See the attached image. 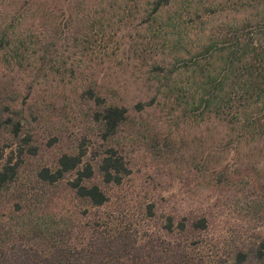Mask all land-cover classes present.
Returning <instances> with one entry per match:
<instances>
[{"label": "rangeland", "instance_id": "obj_1", "mask_svg": "<svg viewBox=\"0 0 264 264\" xmlns=\"http://www.w3.org/2000/svg\"><path fill=\"white\" fill-rule=\"evenodd\" d=\"M154 1L0 0V120L23 128L17 140L0 123V148L8 159L28 137L38 149L3 194L0 222L9 233L32 220L54 228L66 219L62 206L77 204L64 186L45 187L39 172L81 148L96 170L114 148L132 173L107 189L112 204L99 214L110 215L109 229L164 238L154 230L169 216L205 219L206 230L166 239L197 244L209 264H234L264 239V121L248 131L197 109L201 85L226 55L211 59L210 47L262 9L251 0H170L154 14ZM89 90L128 110L112 139ZM151 203L155 219L146 213Z\"/></svg>", "mask_w": 264, "mask_h": 264}, {"label": "trees", "instance_id": "obj_2", "mask_svg": "<svg viewBox=\"0 0 264 264\" xmlns=\"http://www.w3.org/2000/svg\"><path fill=\"white\" fill-rule=\"evenodd\" d=\"M169 4L170 0H155L153 13L158 14ZM249 4L262 9L257 20H246L229 28L224 38L210 47L211 59L217 53L226 55L223 67L216 69L201 85L204 94L197 110L224 117L231 126L252 131L264 121V0H251ZM87 96L99 108L97 120L103 125L104 138L112 139L126 123L128 110L107 106L105 98L93 90ZM142 107L140 104L137 108ZM0 123L9 127L13 138L21 139L23 128L19 121L7 118ZM31 143V138H23L16 146V155L12 152L8 159L5 149L0 148V205L3 194L17 181L25 159L38 154L37 147ZM85 156L81 148L77 155H62L54 169L45 167L39 172L38 179L45 187L64 186L70 204L75 202L77 206H62L60 211L65 212L66 219L62 217L51 229L32 220L9 233L1 221L0 264H209L195 249L197 244H189L187 239L173 244L166 239L175 233L186 238L198 230H206L205 219L191 224L183 219L177 223L174 216H169L161 230H154L164 233V238L147 237V232L143 235L132 228L109 229L103 221L110 215L99 214L112 204L107 189L122 186L132 172L125 156L114 148L102 153L96 170L91 163L84 162ZM69 175L72 178L67 179ZM97 177L101 183L96 182ZM146 213L150 219L156 218L152 203L147 205ZM13 237L19 238L15 241ZM235 257L234 264L248 261L264 264V239L252 253L241 251Z\"/></svg>", "mask_w": 264, "mask_h": 264}]
</instances>
